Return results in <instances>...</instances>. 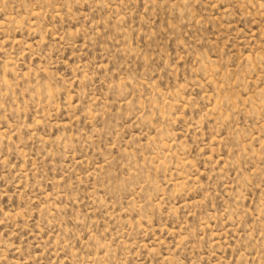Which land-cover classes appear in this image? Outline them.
<instances>
[{"label": "rangeland", "instance_id": "obj_1", "mask_svg": "<svg viewBox=\"0 0 264 264\" xmlns=\"http://www.w3.org/2000/svg\"><path fill=\"white\" fill-rule=\"evenodd\" d=\"M0 264H264V0H0Z\"/></svg>", "mask_w": 264, "mask_h": 264}]
</instances>
